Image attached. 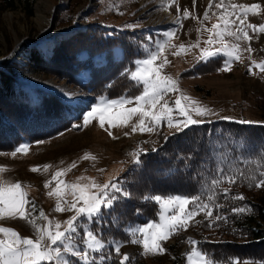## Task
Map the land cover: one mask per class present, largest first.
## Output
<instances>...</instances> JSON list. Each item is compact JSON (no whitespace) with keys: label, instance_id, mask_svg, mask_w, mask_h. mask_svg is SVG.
<instances>
[{"label":"trees","instance_id":"16d2710c","mask_svg":"<svg viewBox=\"0 0 264 264\" xmlns=\"http://www.w3.org/2000/svg\"><path fill=\"white\" fill-rule=\"evenodd\" d=\"M6 6L14 8L15 0H6ZM89 16L82 18V27L59 33L50 43L48 54L35 45L20 54V61L11 58L0 61V153L11 152L22 142L48 140L71 128L85 105V102L69 103L52 91L28 89L22 80L30 74L65 81L87 96V103L98 97L115 99L142 91L123 73L126 69H135V61L146 54L148 35L153 37L155 32L107 27L98 17ZM68 22L66 18L59 26ZM221 67L219 59L198 62L190 74L216 73ZM30 93L37 95V102L30 100ZM142 150L141 163L131 164L111 181L123 186L129 195L119 196L113 208L103 210L99 224L92 225L106 243L128 241L125 227L158 219V205L145 201V195L205 192L217 169L224 168L238 177L235 184L222 183L215 189V204L220 207L214 208V215L225 219L213 220L204 213L198 214L194 222V230L201 237L198 246L218 264H227L230 258L236 257L240 261L234 260L233 264H242V261L260 264L264 258V187L257 188L255 183L264 171L260 167V157L264 155L263 122L241 124L218 119L198 123L167 139L160 134ZM225 188L230 189L227 197L223 195ZM239 195L245 199L233 198ZM245 205L251 211H232ZM105 252H111L105 264H118L123 256L122 250L117 255L112 246ZM143 263L141 255L130 262Z\"/></svg>","mask_w":264,"mask_h":264},{"label":"rangeland","instance_id":"374dc122","mask_svg":"<svg viewBox=\"0 0 264 264\" xmlns=\"http://www.w3.org/2000/svg\"><path fill=\"white\" fill-rule=\"evenodd\" d=\"M157 2L158 0H15V7L8 8L6 0H0V61L8 58L20 61V54H24L27 48L35 45L44 48L48 54L49 45L57 35L72 27H82L81 20L85 15L98 17L107 27L155 32L153 37L148 35L150 42L145 52L153 50L156 42L166 40L165 34L173 31L176 35L172 38L171 44L175 47L166 46L160 53L157 63L162 62L166 57L170 63L165 65L162 74L177 79L183 94L192 97L200 106H206L215 113L205 117H196L193 113V118L209 122L230 117L231 119L227 120L264 123V71L253 64V61L256 64L264 63V33L249 29L252 40L241 41L240 45L241 49H246L250 44L254 51L249 53L242 50L241 59L232 64L231 71L190 74L198 63L200 49L192 48L184 53L179 49V45L194 44L199 38L201 47H204L203 41L207 39L208 33L203 28H211L212 24L218 23V15L222 9L216 8L215 3L219 0H215L211 9H209V0H196L195 6L193 0H175L168 10L158 6ZM228 3L260 4L261 9L258 13L249 14L245 23L264 24V0H226V5ZM177 7L181 16L185 9L190 13L189 18L182 21V27L176 22L165 20L156 26V21L160 20L164 11L171 13L173 19L177 21ZM206 10L209 11V19L204 21L203 15ZM228 10L231 11L230 8ZM38 14L49 19V23L37 21ZM66 18L70 22L59 26V22ZM232 19L235 17L233 16ZM226 39L231 40V38ZM175 52L180 54L174 55ZM249 67L252 69L251 72ZM22 82L28 89L52 91L74 105L85 102L80 108L81 112H78L79 118H75L73 125L81 124L83 115L100 103L101 97L87 103V96L53 76L30 74L23 78ZM178 95L179 93H170L166 99L172 102ZM29 98L33 102L38 100L37 95L31 93ZM137 120L138 117H134L132 123H136ZM109 130L112 136H109ZM177 132L179 131L175 128H169L166 121H162L160 127L153 133H132L131 125L109 128L106 121L104 128H101L99 120L92 119L86 127L72 126L43 141L44 143L30 144L27 154L17 153L13 157L12 151L0 153V167L5 168V172L0 173V179L19 181L25 185L28 198L34 201L36 211L42 209L51 219L61 222L63 229L65 226L63 222L74 213L54 212L56 199L49 197L47 193L50 189L44 187L45 182L50 181L57 171L69 169V166L75 162L76 167L66 171L61 177L67 183L88 184L91 183L88 178L94 179L99 184L110 183L135 162L130 153L143 149L148 143L153 144L160 134L165 138ZM86 154L89 158L83 159ZM45 164L49 165L47 171L42 167ZM34 166H40V171L32 172L30 169ZM100 169L104 171L101 172ZM80 177L84 179L81 180ZM66 199L71 201L73 197L67 194ZM198 218L199 215L190 221L186 231L177 232L175 237L163 243L167 249L164 254L144 255L142 246L137 244L124 245L121 250L132 258L143 256V264H187L186 253L191 250L188 248L189 238L198 242L201 240L194 230V222ZM0 219V227H11L23 237L35 238V232L28 222L19 218ZM37 222L46 223L39 220ZM156 222H159V216Z\"/></svg>","mask_w":264,"mask_h":264},{"label":"snow or ice","instance_id":"6c2138e0","mask_svg":"<svg viewBox=\"0 0 264 264\" xmlns=\"http://www.w3.org/2000/svg\"><path fill=\"white\" fill-rule=\"evenodd\" d=\"M174 2L175 0H161V6L168 10ZM214 2L215 0H209V9L212 8ZM195 4L196 0H193V6ZM215 7L222 11L218 15V23L212 24L211 28H203L208 33L207 39L203 41L204 47H201V41L198 38L194 44L186 46L181 43L179 49L186 53L192 48H199L198 62H214L219 59L222 61V67L218 71H231L232 64L241 59L242 50L249 53L254 51L250 44L246 49H241L240 45L241 41L252 40L253 37L249 35V29L253 32L264 33V24L245 23L248 15H256L261 9V5L258 3L251 5L228 3L226 5V0H219L218 3H215ZM229 8L231 11L228 10ZM179 12L180 9L177 7L176 23L182 27V21L189 18L190 13L185 9L181 16ZM233 16L235 19H232ZM208 19L209 11L206 10L203 20L207 21ZM237 21H239L238 24ZM128 27H134V25H128ZM175 35L176 32H167L166 40L156 42L153 50L146 51L144 58L135 61L134 71L126 69L123 73L134 82L138 89H142L140 94L135 96L125 94L116 99L101 97L100 103L83 115L82 123L73 125V127H86L92 119H98L101 128H104L107 121L109 128L131 125L132 133H153L160 127L162 121H166L169 128L183 131L191 125L205 122L202 119H194L193 113L196 117L215 114L210 108L200 106L198 101L183 94L177 79L162 74L163 68L170 61L166 57L160 63H157V60L166 46L175 47L171 44ZM226 38H231V40ZM173 54L179 55L180 52ZM253 64L264 71V63L256 64L253 61ZM251 71L252 69L249 67V72ZM170 93H179V95L170 102L166 99ZM126 105L133 106L125 107ZM134 117H138L136 123H132ZM222 119L231 118L222 117ZM238 123L250 124L253 122L240 120ZM108 134L112 136L110 130ZM125 135H129V133H125ZM37 143L44 142L37 141ZM29 147V143L22 142L15 147L11 155L14 157L17 153L27 154ZM142 151L140 149L130 153L137 164L141 163ZM88 158V154L83 157V159ZM42 167L44 171H47L49 165L45 164ZM74 167H76L75 162L69 166V169L57 171L51 180L44 184L45 188L50 189L47 195L56 199L54 212L74 213L63 222L65 225L63 229L61 222L51 219L42 209L36 211L34 201L28 198L25 185L19 181L0 179V218H19L28 222L35 232V238L23 237L11 227H0V264H105L111 258V252L106 253L105 249L112 246V251L120 255L121 247L125 242L141 245L144 255L149 253L164 254L167 249L163 246V242L181 230L186 231L190 221L198 214L204 213L206 218L213 220L225 219L221 215H214V208L220 207L215 204L217 198L215 189L222 183L235 184L238 179L236 175L229 174V171L224 168H218L209 184L205 186V192L194 195H145V201L158 205L159 222L152 221L125 227L124 232L129 237L128 241H108L106 243L92 225L99 224V221L103 219L105 208H113L119 196L126 197L129 193L118 183L99 184L92 178H88L91 180V183L88 184L67 183L61 177ZM260 167L264 168V155L260 157ZM30 170L38 172L40 166H34ZM99 171L103 172L104 170L100 169ZM3 172H5V168L0 167V173ZM79 179L82 180L84 177ZM255 187H264V171L260 172ZM229 192L230 189H223L225 197ZM67 194H71L73 197L71 201L66 199ZM233 198L245 199L243 195ZM232 211L245 213L251 209L245 205L233 208ZM137 214H140L139 209H137ZM38 220L46 223H38ZM188 243L192 247L186 253L187 264H218L214 257L198 246V241L189 238ZM131 260L132 258L128 254H123L118 264H130ZM234 260L240 261V258H230L227 264H233ZM242 264H255V262L242 261ZM260 264H264V258L261 259Z\"/></svg>","mask_w":264,"mask_h":264},{"label":"bare ground","instance_id":"6f19581e","mask_svg":"<svg viewBox=\"0 0 264 264\" xmlns=\"http://www.w3.org/2000/svg\"><path fill=\"white\" fill-rule=\"evenodd\" d=\"M157 5L158 6H161V0H158ZM173 18L174 17H173V15L171 13H169L168 11H164L163 14H162V16L159 18L160 20L156 21V26H158L161 23V21H164V20L166 22H171L172 21V22L175 23L176 22V19H173ZM36 20L39 21V22H48L49 23V19H47L44 16L39 15V14L37 15ZM124 254H128V253L127 252H124Z\"/></svg>","mask_w":264,"mask_h":264},{"label":"built area","instance_id":"2783aa9c","mask_svg":"<svg viewBox=\"0 0 264 264\" xmlns=\"http://www.w3.org/2000/svg\"><path fill=\"white\" fill-rule=\"evenodd\" d=\"M0 222H1V219H0ZM192 246L191 245H189V248H191Z\"/></svg>","mask_w":264,"mask_h":264}]
</instances>
